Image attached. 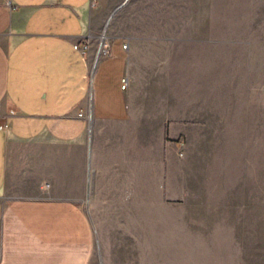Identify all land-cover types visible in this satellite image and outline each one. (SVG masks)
I'll return each mask as SVG.
<instances>
[{
    "label": "crops",
    "instance_id": "crops-1",
    "mask_svg": "<svg viewBox=\"0 0 264 264\" xmlns=\"http://www.w3.org/2000/svg\"><path fill=\"white\" fill-rule=\"evenodd\" d=\"M102 1L0 0V264H168L206 205L204 37L111 19L93 70Z\"/></svg>",
    "mask_w": 264,
    "mask_h": 264
},
{
    "label": "rangeland",
    "instance_id": "rangeland-1",
    "mask_svg": "<svg viewBox=\"0 0 264 264\" xmlns=\"http://www.w3.org/2000/svg\"><path fill=\"white\" fill-rule=\"evenodd\" d=\"M122 1L97 6L107 19ZM112 27L152 61L169 58L151 38L204 37L206 205L166 262L264 264V0H129Z\"/></svg>",
    "mask_w": 264,
    "mask_h": 264
},
{
    "label": "water",
    "instance_id": "water-1",
    "mask_svg": "<svg viewBox=\"0 0 264 264\" xmlns=\"http://www.w3.org/2000/svg\"><path fill=\"white\" fill-rule=\"evenodd\" d=\"M128 1L129 0H123L122 2H120L117 6L114 7V9L111 11L109 16L107 17V19L103 25L102 31L100 33V36H99L98 45H97L96 54H95L94 63H93V70L95 69V67L98 63L102 47H103V44H104L106 36H107V30H108L111 19L122 7H124L127 4ZM88 120H89V144H90L91 122H92V97H90V111H89ZM90 174H91V169H90V149H89V151H88L87 198H88L89 193H90ZM99 258H100V263H102V258L100 256V254H99Z\"/></svg>",
    "mask_w": 264,
    "mask_h": 264
},
{
    "label": "built area",
    "instance_id": "built-area-1",
    "mask_svg": "<svg viewBox=\"0 0 264 264\" xmlns=\"http://www.w3.org/2000/svg\"><path fill=\"white\" fill-rule=\"evenodd\" d=\"M127 46L128 45L125 44L124 45V48H127ZM100 55H103L105 57H110L112 55L111 50H110V47L108 45H106L105 42L103 44V47H102V50H101V54ZM123 82H124V84L122 85V88L123 89H126V87L128 86V79L127 78H124L123 79ZM78 115L81 116V117H85L86 116L83 112H80ZM182 145H183V143H182ZM182 154L183 153L181 152L180 155H182Z\"/></svg>",
    "mask_w": 264,
    "mask_h": 264
}]
</instances>
